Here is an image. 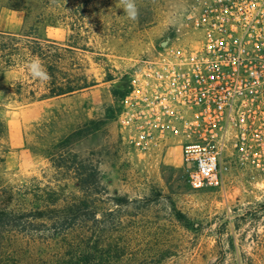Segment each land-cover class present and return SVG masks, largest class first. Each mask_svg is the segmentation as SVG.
<instances>
[{"label":"rangeland","instance_id":"1","mask_svg":"<svg viewBox=\"0 0 264 264\" xmlns=\"http://www.w3.org/2000/svg\"><path fill=\"white\" fill-rule=\"evenodd\" d=\"M203 1L135 0L132 21L119 0H0V32L34 28L69 47L63 71L88 83L39 99L44 84L24 68L0 73V205L30 213L81 197L71 170L79 161L97 169L100 185L95 214L67 238L15 214L0 228V264H57L80 236L83 264H264V163L230 150L224 188L195 191L177 121L162 133L126 124L134 80L167 48L191 44L190 17ZM19 83L36 98L17 94Z\"/></svg>","mask_w":264,"mask_h":264},{"label":"built area","instance_id":"2","mask_svg":"<svg viewBox=\"0 0 264 264\" xmlns=\"http://www.w3.org/2000/svg\"><path fill=\"white\" fill-rule=\"evenodd\" d=\"M191 44L167 48L133 82L126 124L186 138L181 163L192 190H222L221 164L264 163V0H205Z\"/></svg>","mask_w":264,"mask_h":264},{"label":"trees","instance_id":"3","mask_svg":"<svg viewBox=\"0 0 264 264\" xmlns=\"http://www.w3.org/2000/svg\"><path fill=\"white\" fill-rule=\"evenodd\" d=\"M70 53L71 50L67 46L61 47L52 41L38 38L34 28L20 33L0 32V73L19 67L28 71V63L33 59H38L49 74L50 79L41 81L44 84V92L40 94L39 99L69 96L88 87L86 79L81 80L80 77L71 76L63 71L62 64L66 61V55ZM28 76L32 79V84L39 82L38 79H33L30 74ZM16 89V93L19 95L25 92L31 100L36 98L34 90L28 88L24 90L20 83ZM0 133H2L1 123ZM71 170L74 173L73 178L81 197L67 201L62 206H57L53 199L51 203H46L41 208L37 207L30 213L19 212L17 214L8 210L7 205H0V228H8L13 220L17 222L18 218L13 217L17 214L20 219L32 218V222L43 220L55 232L54 235L59 238H67L69 232L81 229L82 223L86 221L85 214L94 215L96 212L91 194L94 192L96 194L95 190L100 186L98 171L96 168L87 169L80 161L79 166H71ZM93 220L96 221L94 217ZM83 238L80 236L77 238V242H68L66 246L68 253L64 257H58L56 263L83 264Z\"/></svg>","mask_w":264,"mask_h":264},{"label":"clouds","instance_id":"4","mask_svg":"<svg viewBox=\"0 0 264 264\" xmlns=\"http://www.w3.org/2000/svg\"><path fill=\"white\" fill-rule=\"evenodd\" d=\"M52 4H55L56 0H50ZM121 9L129 20L136 21L139 18V10L136 6L135 0H119ZM27 70L33 79L40 81H46L50 79L49 74L44 69L43 65L38 59H33L27 65Z\"/></svg>","mask_w":264,"mask_h":264}]
</instances>
